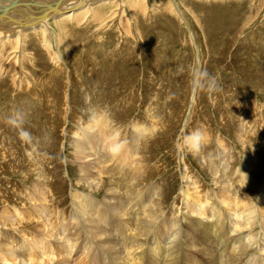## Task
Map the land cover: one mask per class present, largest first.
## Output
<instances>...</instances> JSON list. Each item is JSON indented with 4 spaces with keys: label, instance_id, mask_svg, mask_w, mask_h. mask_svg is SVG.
<instances>
[{
    "label": "rangeland",
    "instance_id": "1",
    "mask_svg": "<svg viewBox=\"0 0 264 264\" xmlns=\"http://www.w3.org/2000/svg\"><path fill=\"white\" fill-rule=\"evenodd\" d=\"M177 2L180 10L187 12L188 16L185 15L184 20L175 11L170 13L167 11L165 15L155 13L151 6H146L141 16L137 18L132 16L130 19L129 11L123 9L122 12L118 7L120 10L113 11L114 15L106 13V18L102 22H89L88 17L74 26H65L62 31L55 25L57 20L53 18L46 20L54 32H49L50 35L47 36L50 43L49 51L41 42L43 39L41 30L38 33L36 31L21 33L23 42L19 47H15L12 42L14 40L6 41L4 35L1 37L0 197L8 203L5 209L11 210L15 204L19 207L26 203L27 200H22L25 198L26 189L37 190L40 194L39 187L42 186L43 189L47 186L49 191L46 195L52 204L50 207L59 209L61 214L62 212L65 214L66 220L70 221L73 210L72 197L75 193L78 196L87 195V199L93 203L105 205L104 197H108L107 188H116L114 189L116 192L119 189L120 192L115 193L117 200L118 198L124 200L125 197L127 200L130 199L132 193L140 188L143 193L146 191L149 195L155 190L158 198L162 195L161 211L157 216L160 219L155 223L158 228L163 226L161 223L165 217L171 218L172 222L176 221L175 209L178 211L183 209L181 190L187 184L183 183V176L189 175L190 180L200 182V186L195 189L199 194L218 196L223 193L224 187L235 179L234 173L230 174L228 170L236 171L237 168H245L248 171L246 174L254 170L250 177L256 176L258 181H253L256 187L251 188V200H258L259 194V197L262 196L264 0H225L220 5L219 1L216 4L199 3L200 9L196 6L197 11L203 10L206 5L215 7L213 11L215 19L218 13L224 14L223 22L219 19L210 21V17L214 16H210L213 14L210 11L206 18V22L209 23L206 24L211 28H204L197 23V19L188 9L186 0ZM218 6L238 7L240 11L237 12L240 15L238 23L228 22L226 17L230 10ZM175 9L176 6L173 7V10ZM34 15H37L36 11ZM19 22L24 24L23 21ZM211 22L216 24L212 26ZM201 23H205L203 18ZM71 31L73 33L70 34L74 38L65 37ZM57 36L61 42L56 43ZM52 51H58L62 60L57 61ZM15 53L17 57H14ZM197 66L218 77L219 90L207 92L192 89V71ZM13 109L21 110L25 114L23 127L32 134L33 143L27 144L22 141L20 130L6 122ZM93 113L95 119L96 116L101 117L100 113L108 118L110 132L115 128L114 130L119 132L120 141L128 143L134 138L132 144L134 147L132 145L130 147L132 154L136 155L133 159L134 164L129 168L138 166V172L143 170L141 173H134L131 176L130 170L120 171L121 169L117 168L115 171L112 163L105 162L103 140L97 143V150H102L101 153H97L96 149L92 152L87 149L83 156L75 152L73 143L77 137L74 134L83 126V129L88 128L91 119L89 117H93ZM136 122L139 127L135 128ZM139 128L144 131V135H140L143 133ZM194 128H202L206 133L203 147L197 154L188 152L182 142L183 136ZM98 135L99 130L97 134L92 133L90 138L93 140V137ZM125 145L130 144L124 143ZM247 153L253 158L250 159ZM95 163L98 169H105L98 173L102 176L96 174V180L92 177L93 180L90 178L88 185H83L79 179L81 176L79 168L86 167L87 173L93 176L97 170ZM211 164L215 165L212 168L219 169L213 176L215 178H212L209 171ZM123 175L127 176V180L130 176L129 182L134 181L135 176H140L139 181L136 179L139 183L136 180L132 183V189L129 190L131 194L129 192L126 194L122 189L123 184L120 180ZM98 181H102L104 185H101L99 190L91 189L97 186L95 184H98ZM257 188L259 189L256 190ZM127 200L123 201V208L127 212L125 217H130V223L127 225L132 228L131 218L136 208ZM205 202L210 203L211 199H205ZM3 204L0 203V210ZM109 211L121 220L116 213ZM179 215L181 224L175 225L176 233L181 232L185 221V214L179 212ZM196 215L194 213L190 216L204 221L201 215ZM231 217L234 219L233 215ZM172 222L170 232L173 230ZM98 223L104 229L100 221ZM109 233L113 237V231L110 230ZM238 233L244 235L239 230L232 234ZM260 234L257 236V243L251 245L252 253L255 255H264L259 249L262 245L259 242L263 236ZM82 237L83 241L89 238L84 233ZM114 237L116 239L114 238V241L112 239L113 244H110L114 250L113 247L107 248V253L103 250L93 256L101 257L98 258L99 261L102 260L105 264L115 259H119L118 262L123 259L125 264H131L129 261L131 253L124 249L121 233L119 238L118 235ZM189 237L195 238L196 246H194L196 250L191 249L192 252L189 254L190 259L193 258L191 264L196 262L205 264V258L196 252L201 247L196 237L191 234ZM189 237L186 239L191 240ZM117 239L119 244L115 243ZM143 242L147 245V241ZM96 243L95 245L93 243L94 250L98 245L97 241ZM160 244L165 245L163 242ZM119 245L122 246L119 248ZM144 246L145 252L141 255L142 260L140 259L139 264L151 262L147 246L145 249ZM137 252L134 250L135 254ZM110 258L114 260L111 261ZM179 262L183 264L181 259H178L177 264H180ZM167 263L168 257L164 259L163 264Z\"/></svg>",
    "mask_w": 264,
    "mask_h": 264
},
{
    "label": "bare ground",
    "instance_id": "2",
    "mask_svg": "<svg viewBox=\"0 0 264 264\" xmlns=\"http://www.w3.org/2000/svg\"><path fill=\"white\" fill-rule=\"evenodd\" d=\"M150 1L149 0H25V1L0 0V40H2L1 37H3L4 35L6 41H10L12 39L14 40L12 42L14 43L15 47H19V45L23 42L21 39L22 38L21 33L26 34L29 31H36L38 33V31L41 30L40 34H42L43 37L41 42L49 51L50 43L47 39V36L50 35L49 32L51 33L54 32L49 28V24L46 20L52 18L53 20H57L55 25L58 28V30L62 31L65 26L67 25L74 26V24H78L79 21L88 17H90L89 22L90 21L92 23H96L97 21L102 22L106 18L105 16L106 13H110L112 16L113 14L112 12L116 11L119 8L121 9L122 12L123 9L125 10L127 9L129 11L130 13L129 19L132 18V16L136 18L141 16L142 11L146 6H151L152 11H154L155 13L158 12L159 14L161 13L163 15H165L167 11L169 13L175 11L176 14L178 16H181V19L183 20L185 15L188 16L186 11L180 10L177 0H150ZM186 1L188 4V9L197 19V23L199 25L201 24L204 28L205 27L211 28L209 25L206 24L209 23L206 22V18L207 16H209L208 14L210 13V11H212L213 13L215 7H208V5H206L203 10H199L200 9L199 6L201 3L205 5V3L207 2H212L216 4L217 1H219L218 3L220 5L225 0H186ZM109 4H110V8H108ZM175 6L177 7V9L173 10V7ZM196 6L199 7L198 11L196 9ZM219 7H221V9H225L228 11L230 10V12L232 13V14L230 12L227 13L226 19H228V22H232V24L238 23V19L240 16L237 13V12L240 13L238 7L235 6L236 8L234 7L229 8V7L218 6V8ZM35 11L37 15H34ZM109 15H107V17ZM210 16L211 17L209 20L213 21L215 19V13L210 14ZM216 16H217V18L215 19L216 21L217 19L221 20L222 22L224 21L223 12L218 13ZM29 18L30 20L28 21ZM202 18L205 21V23H201ZM19 21H23L24 24L20 23ZM211 23L212 26L216 24V22H211ZM27 24H30V26ZM11 32L14 33L9 34ZM70 33L72 34L73 31L66 34L65 37L72 38L73 36H71ZM56 39H57L56 43L61 42V39L58 36L56 37ZM16 54L17 53L14 54V57H17ZM53 55H54L53 57H55L57 61L62 60L58 51H54ZM17 60L19 59H16V61ZM94 116L95 114L93 113V117H89L91 119L89 120L90 123L88 125V128L83 129L84 127L83 126L82 129H78L75 132L74 135L77 137L75 143H73L75 144L74 147L75 152L83 156L85 152L87 153L86 151L87 149L91 150L89 152H92V150L95 149L97 150V143L103 140L102 145L105 148L103 151H105L104 156L106 158L103 155L102 156L106 160L105 162H109L113 164L114 170L117 168H120L121 169L120 171L130 170L131 176L134 173L135 174L141 173L143 170L141 169L142 171L140 170V172H138V168H139L138 166L129 168V166L134 164L133 159L135 158L134 155H136V154H132L131 152V147L132 146L134 147V145H132L134 144V138L130 139L128 143L125 141L124 142L125 144H130V145L123 146V148L119 151V153L112 154L109 151V149L111 144L113 143L112 138L118 131L116 132L114 128L113 132H110L109 129L111 127H108V118L105 117L102 113H100L101 117L98 116L97 118L96 116L97 120L94 118ZM134 127L135 128L139 127V124H137L136 122ZM98 130H99V135L93 137L94 139L92 140L90 136L92 135V133L97 134ZM139 130L141 131V133L144 132L140 128ZM140 135L142 136L144 135V133ZM100 151L97 150V153H99ZM247 156L250 158V155H248V153ZM251 158H253V156ZM116 164H120V165H116ZM213 166L215 165L210 166L211 169H209V171L212 174V178H215L213 176L218 173L217 171H219V169H215L216 167L212 168ZM97 167L98 166L96 164V168ZM79 169L81 171V176L79 179L80 182L83 183V185L84 184L88 185L89 179L92 177L94 178V180H96L97 179L96 174L98 175L99 172L105 170L103 168L100 169L97 168V170L92 176L90 173H87L86 167H81ZM105 172H103V175ZM228 172L230 174L234 173L235 179L231 184L227 182L228 185L224 187L223 193L218 196H216L215 194H207V193L199 194L198 192H196L195 189L197 188L198 185L200 186L199 184L200 182H196L194 179L190 180L189 178L191 177H189V175H185V174H184L185 176L182 175L183 183L187 182L186 186H184L185 188L181 190V196L183 199L181 200L182 201L181 204L183 206V209L181 211L175 209L176 212L174 211L175 213L174 215L176 216V221L172 222L170 221L172 220L171 218L169 219L168 217H165L163 222L161 223V225L163 226H159L158 228L155 226V223L157 222L158 219H160L157 216L159 214V211H161L160 205L162 203V195H160V197L158 198V193L155 194L156 192L155 190L154 192H152L151 195H149V193H146V191L145 193H143L142 190H140V188H137L136 192L132 193L130 199L127 200V198L125 197L124 200L131 201V203H133L134 207L136 208L134 209L131 218V220L133 221L131 223L132 228H130L127 225L128 223H130L129 222L130 217H125V213L127 212L123 208L124 200L122 198H121L122 200L119 198L117 200L115 196V193L117 194L119 189L116 192L114 190L116 188H112V187L107 188V190L105 189L106 193H108L107 195L108 197L106 196L104 197L105 205L103 204L98 205L96 203H93L92 200L90 201L89 199H87L86 197L87 195L78 196L75 193L72 197L73 199L72 207L74 211L73 210L71 211L72 214L70 217V221L66 220V217L64 216L65 214H63L62 212L63 214L62 215L59 209L55 207L52 208L50 207L52 206V204L49 203V200L46 195L47 192L49 191L47 186H45L43 189L42 186L40 187L38 186L39 188H41V190L39 189L41 191L40 194L37 193V190H33V189L25 190L24 188L25 198L23 199L21 198V199L23 201L25 199V201L27 200V202L21 205L23 207L19 205H18L19 207H17V205L15 204L13 205L11 210L8 208L5 209V206L8 205V203H5L6 201L2 200V198L0 197V203L1 202L4 203L2 209L0 210V264H78L80 262H82L83 264L84 263L105 264L102 263V260H100L101 262L99 261L98 258L101 257L93 256V255L99 254L103 252V250H105V252L107 253L108 252L107 248L113 247V245L111 246L110 244H113L114 238L116 237V236L114 237V235H118L119 238V233H121V241H122V245L124 246V249H127V251L131 253L130 255L131 257L129 259V261H131L130 262L131 264H139L141 262L142 260L141 255H143V253L145 252L143 251V246L145 245L144 244L145 242H143V240L147 241L146 242L147 245L145 246H147L146 249L149 251L148 253L150 259L149 257L148 259L151 260V262L149 261L148 264H163L164 259L166 257L169 258V263L167 264H177L178 259H181L183 264H186V262L191 264L193 258L190 259L191 256L189 257V254L190 252H192L191 249L195 248L196 246H195V238L189 237L190 234L196 237L198 244L201 246L200 249L198 248V251L196 252H199L201 256L205 258V264H240V263L264 264V255H255V253H252L253 248H251L252 247L251 245L253 243H257L258 234L262 233L263 235L261 237L262 241L259 242L262 243V245L259 247V249L261 250V252L262 251L264 252V192L262 196L259 197L260 194L258 195V200L257 199L255 201L253 200L254 202L251 200V195H250V193L252 192L251 188L256 187V184H254L253 181L254 180L258 181V178L256 179V176L250 177V174L253 175L254 170H252L248 174H246L248 171H246L245 168L242 169L237 168L236 171L229 169ZM98 176L100 177L102 176V174L101 175L99 174ZM139 177L140 176L137 175L133 180L134 181L136 179L138 180ZM126 178L127 176L123 175V178L120 181H122L121 184H123L122 189L126 191L127 194L129 190L132 189L131 186L134 181L129 182L131 181L130 176H129V180H127ZM94 182L93 184L91 183L92 186L94 185ZM188 183H190V185ZM95 185L97 186H93L91 187V189L99 190L101 185L104 184H102V181H100L98 184ZM117 186L120 187V185ZM258 189L259 188H257L256 190ZM129 193L131 194V191ZM216 197L219 201L216 199ZM205 199H209V200L211 199V202L206 203ZM217 204H220L221 206L220 205L218 206ZM55 206L57 205L55 204ZM109 210L116 213L121 220L115 217ZM179 212L180 214L183 215L185 214L184 215L185 221L183 222V228L181 232H178L180 230L178 228L179 229L177 231L178 233H176L174 231L175 225L178 226L179 223L181 224L180 221L181 219H179L180 218ZM194 213L195 215L197 214L196 216L201 215L204 218V221H199L200 219L197 220L195 217L190 216L191 214L193 215ZM232 215L234 216V219H232L231 217ZM72 218L75 220V222H73L74 220L72 221ZM98 221H100V223L104 226V229L100 226ZM72 222L75 224L73 225ZM171 222L173 225L172 226L173 230L170 232ZM108 229L113 231V237L109 235L110 230L108 232L107 231ZM63 230H65V232ZM238 230L239 232H243L244 235L240 233L234 235L232 234L238 232ZM128 231L131 232L133 231V232L128 233ZM83 233L87 235L90 239L87 238L85 241H83L84 239L82 237ZM80 237L82 238L79 243ZM188 237L191 240L186 239ZM96 241L98 242V245H96L97 246L96 250H94L92 249V247L94 248L93 243L94 245L97 244ZM118 242L119 240L115 243ZM160 242H163L165 245H161ZM121 246L119 245V248ZM134 250L138 251L137 254L134 253ZM180 256L181 258H179ZM161 257L162 258L164 257V259L162 260ZM111 258L109 260H111ZM117 260L119 261V259H115V261L106 264H125V261L123 259L120 262H118Z\"/></svg>",
    "mask_w": 264,
    "mask_h": 264
},
{
    "label": "clouds",
    "instance_id": "3",
    "mask_svg": "<svg viewBox=\"0 0 264 264\" xmlns=\"http://www.w3.org/2000/svg\"><path fill=\"white\" fill-rule=\"evenodd\" d=\"M191 87L194 91H207L216 92L219 90L218 77L211 75L206 69L202 67H195L192 71ZM6 122L20 130V138L27 144L33 143L32 134L24 129L25 114L18 109H13L12 114L7 117ZM205 131L202 128H194L190 133L183 136V146L188 152L197 154L201 151L205 142ZM119 132H117L113 139V143L110 146L109 151L112 154H117L123 148L124 142L119 141Z\"/></svg>",
    "mask_w": 264,
    "mask_h": 264
}]
</instances>
